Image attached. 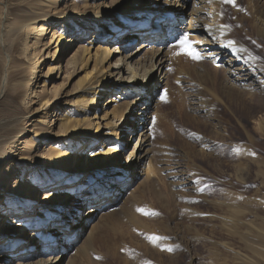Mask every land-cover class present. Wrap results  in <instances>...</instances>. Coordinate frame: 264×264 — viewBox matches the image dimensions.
<instances>
[{"label":"rangeland","instance_id":"374dc122","mask_svg":"<svg viewBox=\"0 0 264 264\" xmlns=\"http://www.w3.org/2000/svg\"><path fill=\"white\" fill-rule=\"evenodd\" d=\"M27 1L0 0V85L4 81V88L0 90V150L5 149L13 156V159L0 163V204L8 188L13 189L17 184L22 187L32 177L34 183L38 179L41 186L50 182L38 188V197H42L44 192L61 189L64 173L58 176L56 168L48 165L49 156L59 155V159L66 161L64 166L72 167L75 154L82 148L67 136L57 133V119L52 127H48L43 112L50 102L42 106L46 99L51 101L50 96L55 90L51 86L57 84H60L56 88L59 91V110H73L86 98V94L79 97L73 88L80 75L64 77L62 81L64 61L59 63L61 75L56 70L53 71L55 79L44 75L47 68L58 63L56 55L54 58L45 57L47 48L50 49L48 55L53 50V44L47 46L51 33H57L71 23L69 19H63L57 22L58 25H50L38 44L40 47L45 43L39 54L42 56L37 55L34 59L30 58L33 50L31 37L26 39L25 45L15 32L18 17L26 14L27 8L39 4L48 5L50 13H65L75 9L91 10L101 1L110 3L109 0H59L58 4L50 3L53 0H30L29 4ZM183 3V7H176L172 25L189 29L198 15L196 8L200 4L206 5L207 13L205 11L202 18L209 19L215 16L212 13L219 12L223 20L221 24L227 28L223 37L238 39L241 49L264 63V52L260 49L259 53L258 47L254 49V43L243 32L251 33V29L258 25L259 17L258 21L255 17L262 14L264 0H235L234 3L227 0H183ZM216 5L217 12L214 11L217 10L214 9ZM161 8L159 5L160 11ZM252 11H255L253 15ZM159 15L161 18L165 16L164 13ZM153 21L154 17L147 27L152 28ZM165 22L163 19L161 26L154 27L163 33V43L159 45L164 47L162 54H165L166 66L150 86L155 92L152 112L158 114V121L150 126L144 148L146 152L143 151L146 156L134 168L133 179H125L114 190L112 201L105 203L106 198L112 195L87 203L84 201L77 217L94 205L98 206L97 211L90 215L92 228L77 235L78 239L58 264H264V95L250 94L246 89H233L231 98L224 95L218 89L223 78L217 79L211 63L198 55L197 39L185 37V43L179 41L177 46L171 47L167 42L170 34ZM88 29L84 38L77 40L67 51V56L83 45L91 54L94 52L101 39L93 42L91 39L93 32L99 30L96 26L93 30ZM125 32L122 31L120 37ZM101 36L111 35L106 29ZM141 41L135 39L125 47V53L135 49ZM114 44L115 41H111L107 47ZM189 53L198 58L194 59ZM34 60L38 62L37 73L31 86L36 83V96L29 95L27 90ZM219 74L222 75L221 72ZM161 77L163 83L159 84ZM114 92L122 97V90ZM111 95L112 92L101 94L97 109L91 108L82 117L91 119L94 111L100 115L104 100ZM223 100L227 101L226 106ZM60 101L66 105L60 106ZM57 106L49 108L47 120L54 119ZM138 107L134 108L135 112ZM35 132L45 137L38 138ZM47 135L50 137L46 138ZM116 138L114 141L119 142L117 150L122 161L137 135L127 131L124 136L119 134ZM35 140L40 142L39 148ZM114 141L110 139L103 151ZM96 144L98 147V143H93L94 146ZM94 146L91 150H95ZM20 156L30 163L46 165L32 169V166H26V160L17 161ZM83 162H86V155ZM146 162L151 167L148 174L145 172ZM87 173L80 177L79 182ZM70 192L65 209L77 194L70 190L67 194ZM55 216L46 214L39 217L47 224L44 229L49 227ZM5 221L6 218H0V225ZM8 251L6 248L2 252L9 255ZM19 261L18 256H12L3 264Z\"/></svg>","mask_w":264,"mask_h":264},{"label":"bare ground","instance_id":"6f19581e","mask_svg":"<svg viewBox=\"0 0 264 264\" xmlns=\"http://www.w3.org/2000/svg\"><path fill=\"white\" fill-rule=\"evenodd\" d=\"M58 1L53 0L50 3L58 4ZM151 1L109 0V4L101 1V3H96L91 10L75 9L65 13L56 11L50 13L48 5L39 4L31 9L27 8L26 14H20L21 16L18 17L16 22L18 27L14 26L15 32L19 39L22 37L25 45L26 39L31 37L30 46L33 50L30 58L34 59L37 55L42 56L39 54H41L45 43H42L40 47L38 44H40L41 36L48 30V27L54 23L58 25L57 22L63 21V19H69L71 26L68 27L66 24L62 30L57 33L53 31L50 35L47 46L53 44V50L48 55L50 49L47 48L45 57L54 58L56 55V57L58 56V63L56 66L47 68L44 75L55 79L54 70L61 75L62 66L59 63L64 61L62 81L64 77L74 78L80 75L73 88L79 93V97L86 94V98L79 102L80 106L78 107H82V110L78 107L70 111L63 108L59 110L57 106L59 91L56 88L60 84H57L51 86L55 89L53 95L50 96L51 101L48 98L42 103V106H45L46 103L50 102L48 106L44 107L47 109L43 112L44 122H47L48 127H52V123L57 119V133L67 136L75 142V145L80 144L82 148L75 154V163L72 167L64 166L66 161L59 159V155L56 157L49 156L48 165L56 168L58 176L64 173L60 182L63 186L61 189L44 192L42 197H38V188L45 187L50 182L41 186L38 179L34 183V177L28 178L22 187L17 184L13 186V189L8 188L4 201L0 204V218H6L5 223L0 225V264L6 263L12 256L19 257L21 262L16 264H58L67 250L72 248L78 237L92 228L90 226L92 216L90 215L97 211L98 206L94 205L93 208L85 210L81 217H77L78 210L83 207L84 201L87 203V201H93L101 196L112 195L105 200V203L110 202L114 199V194H112L114 190L125 179L127 181L133 179L134 168L146 156L143 151L147 146L150 126L158 121V114L152 112L155 92L150 86L166 66L165 54H162L165 52H163L164 47L159 45L163 43L161 41L163 33L160 29L154 28L157 25L161 26L163 19L166 21V30L170 34L167 42L168 44L171 43V47L177 46L179 41L185 43V37L197 39V51L200 53L198 55L211 63L217 79L220 76L223 78L220 86H218L220 92L231 98L233 89H246L250 94H262L263 97L264 63L257 61L246 50L241 49L238 39L232 40L223 37V32L227 28H223V20L219 12L217 14L212 13L215 16L205 20L202 15L207 10H205L206 5L200 4L196 8L198 15L193 20L190 17L193 25L189 26V29H185L183 26L172 25L175 22L176 7L178 5L183 7V0ZM27 2L29 4L30 0ZM159 5L162 6L161 11ZM210 7L212 6L210 5ZM217 7V5L214 6V9ZM214 11L217 12L218 9ZM254 12L252 11V15ZM160 13H164L165 16L161 18ZM152 17H154L153 26L149 28L147 24ZM257 17H259L258 25L251 29V33L246 32V30L243 32L254 43V49L258 47V52L261 53L260 49L264 52V10L255 19ZM93 26H96L99 31L93 32L91 42L101 39L94 52L91 54L83 45L67 56V51L71 50L73 44L84 38L88 28L93 30ZM106 29L111 36L103 38L101 35ZM50 30L52 31V28ZM124 30L126 32L120 37V33ZM135 39L142 41L135 49L125 53V47ZM111 41H115V44L107 47ZM91 42L89 41V43ZM65 55L67 57L64 58ZM32 62L33 71L31 79L27 82V90L29 95L36 96V83L32 86L31 84L37 73L38 62L36 60ZM45 80L46 78L43 82ZM160 80H158L159 84L163 83L162 77ZM123 85L126 87L122 88ZM3 88L4 81L0 85V90ZM119 90H122V97L119 93L114 92ZM104 92H112V95L104 100L100 115L94 111L91 119L82 117L91 108L97 109L96 103ZM62 94L65 95L63 92ZM122 98H126V100H121ZM226 102L223 100L225 106L227 105ZM61 105L65 106L66 104L60 101ZM137 105L139 107L135 112L134 108ZM51 106H57L56 113L53 115V117H57L47 120L50 116L48 110L52 108ZM115 120H117L116 123ZM102 128L105 129L104 132L101 131ZM49 131L47 134L50 133ZM127 131L136 134L137 139L128 151L126 159L121 161L119 150H117V143L119 144V142L114 140H117V135L123 134L124 136ZM35 136L38 138L45 137L36 132ZM49 137V135L46 136V138ZM110 139L114 141L112 146L103 151V148L106 147L105 144ZM95 142L98 143V147L97 144L96 146L93 145ZM39 143L35 140V145L38 148L40 147ZM93 146L96 147L95 150H91ZM85 155L86 162H83ZM64 158L66 159V156ZM9 159H13V156L8 154L5 149L0 150V163L7 162ZM21 160H26V166H32V169H35L37 165H46V163H30L20 156L17 161L21 162ZM150 168L149 162H146V174ZM85 172L88 173L81 183L79 179ZM30 182H32L31 185ZM68 190L77 194L74 195L73 203L68 205V209H65L66 200L71 194V192L67 194ZM61 212L63 213L60 214ZM46 214L56 216L49 223V227L44 229L43 227L47 224L42 220L43 218L39 217ZM6 248H9V255L2 252ZM260 254L259 252V256Z\"/></svg>","mask_w":264,"mask_h":264},{"label":"snow or ice","instance_id":"6c2138e0","mask_svg":"<svg viewBox=\"0 0 264 264\" xmlns=\"http://www.w3.org/2000/svg\"><path fill=\"white\" fill-rule=\"evenodd\" d=\"M227 2L234 3L235 0H227ZM185 39H187V38H185ZM189 54L193 55V58H194V59H195V58H198V57H196L193 53H189Z\"/></svg>","mask_w":264,"mask_h":264}]
</instances>
